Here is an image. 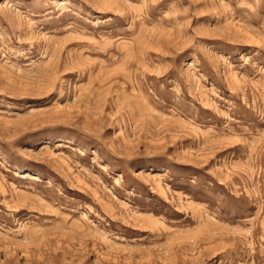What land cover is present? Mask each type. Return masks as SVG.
<instances>
[{"label":"rangeland","instance_id":"374dc122","mask_svg":"<svg viewBox=\"0 0 264 264\" xmlns=\"http://www.w3.org/2000/svg\"><path fill=\"white\" fill-rule=\"evenodd\" d=\"M0 264H264V0H0Z\"/></svg>","mask_w":264,"mask_h":264}]
</instances>
